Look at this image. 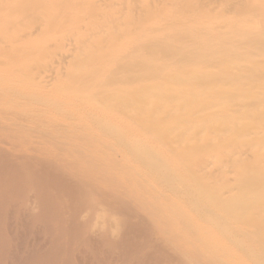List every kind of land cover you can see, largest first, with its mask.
Returning a JSON list of instances; mask_svg holds the SVG:
<instances>
[{
	"label": "bare ground",
	"instance_id": "6f19581e",
	"mask_svg": "<svg viewBox=\"0 0 264 264\" xmlns=\"http://www.w3.org/2000/svg\"><path fill=\"white\" fill-rule=\"evenodd\" d=\"M0 264H264V0H0Z\"/></svg>",
	"mask_w": 264,
	"mask_h": 264
}]
</instances>
